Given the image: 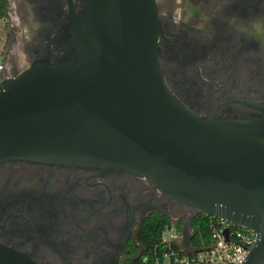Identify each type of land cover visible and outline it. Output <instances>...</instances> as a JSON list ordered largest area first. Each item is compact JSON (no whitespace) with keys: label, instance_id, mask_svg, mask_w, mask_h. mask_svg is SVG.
Listing matches in <instances>:
<instances>
[{"label":"water","instance_id":"water-1","mask_svg":"<svg viewBox=\"0 0 264 264\" xmlns=\"http://www.w3.org/2000/svg\"><path fill=\"white\" fill-rule=\"evenodd\" d=\"M69 33L65 58L0 81V160L142 175L195 211L254 230L239 264H264V101L246 102L257 113L245 117L182 104L163 79L154 0H87ZM6 253L0 246V264H34Z\"/></svg>","mask_w":264,"mask_h":264},{"label":"flooded vegetation","instance_id":"flooded-vegetation-1","mask_svg":"<svg viewBox=\"0 0 264 264\" xmlns=\"http://www.w3.org/2000/svg\"><path fill=\"white\" fill-rule=\"evenodd\" d=\"M10 1L5 10L16 15L21 29L17 36L9 34L12 42L17 40L18 55L3 57L6 73L37 60L65 58L71 51V16L87 0ZM154 2L158 58L173 95L199 116L257 113L245 103L264 101V51L237 38L219 18L223 0ZM235 7L246 12L258 8L259 0ZM204 18L210 23L202 31ZM151 212L177 215L183 222L197 211L126 169L0 160V246L11 250L7 255L20 254L34 264H115L130 256Z\"/></svg>","mask_w":264,"mask_h":264},{"label":"built area","instance_id":"built-area-1","mask_svg":"<svg viewBox=\"0 0 264 264\" xmlns=\"http://www.w3.org/2000/svg\"><path fill=\"white\" fill-rule=\"evenodd\" d=\"M7 76L4 58L0 54V81ZM216 219L210 227L212 244L200 251L183 246L180 231L173 222L165 225L160 232V242L167 248L161 254L162 260L177 264H196L200 261L210 264H239L257 239L256 232L221 218ZM224 227L227 230L226 237L221 232Z\"/></svg>","mask_w":264,"mask_h":264},{"label":"trees","instance_id":"trees-1","mask_svg":"<svg viewBox=\"0 0 264 264\" xmlns=\"http://www.w3.org/2000/svg\"><path fill=\"white\" fill-rule=\"evenodd\" d=\"M6 0H0V27H7L8 14L5 10ZM5 45L3 37L2 46ZM1 49V48H0ZM217 219L207 213L197 211L189 217L188 225L190 233L187 239V247L200 251L207 249L211 244L210 227ZM173 222L178 231H182L181 218H171L169 215L151 212L147 214L137 232L136 245L130 248V256L115 264H177L172 261L162 260L161 254L167 248L160 242V232L165 225ZM186 252V251H185ZM196 264H210L200 261Z\"/></svg>","mask_w":264,"mask_h":264},{"label":"clouds","instance_id":"clouds-1","mask_svg":"<svg viewBox=\"0 0 264 264\" xmlns=\"http://www.w3.org/2000/svg\"><path fill=\"white\" fill-rule=\"evenodd\" d=\"M239 3H243V0H223L219 8V18L237 38L254 42L260 51H264V0H259L258 8L249 7L246 12L235 7ZM226 9L231 11H225ZM181 19L182 17L177 18L176 23H180ZM209 23V20L204 18L200 30H205Z\"/></svg>","mask_w":264,"mask_h":264},{"label":"rangeland","instance_id":"rangeland-1","mask_svg":"<svg viewBox=\"0 0 264 264\" xmlns=\"http://www.w3.org/2000/svg\"><path fill=\"white\" fill-rule=\"evenodd\" d=\"M11 13V12H10ZM1 26V25H0ZM21 29V26L19 25V23L16 20V15L12 12L9 15V22L7 24V27L2 29L0 27V54L4 57V55H6L7 53H15L16 55H18V50H17V40L15 39L14 42H12V40L9 39V36L11 35V33L15 36L18 35L19 31ZM10 32V33H9ZM10 34V35H9ZM5 40V45L2 46V40ZM171 218H179L177 215H169ZM187 216L185 217L184 221L182 222L183 224V230L179 232V234L181 235V238L183 236H187L190 233V229L186 228V220ZM190 250V249H188Z\"/></svg>","mask_w":264,"mask_h":264},{"label":"crops","instance_id":"crops-1","mask_svg":"<svg viewBox=\"0 0 264 264\" xmlns=\"http://www.w3.org/2000/svg\"><path fill=\"white\" fill-rule=\"evenodd\" d=\"M7 2H8V6H10V5H11V1H10V0H7ZM8 9H9V8L7 7V13L10 15V10H8ZM4 56H5V55H4ZM4 62H5V69H6V71H7V67H8V65H7L5 59H4Z\"/></svg>","mask_w":264,"mask_h":264}]
</instances>
